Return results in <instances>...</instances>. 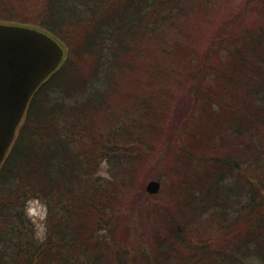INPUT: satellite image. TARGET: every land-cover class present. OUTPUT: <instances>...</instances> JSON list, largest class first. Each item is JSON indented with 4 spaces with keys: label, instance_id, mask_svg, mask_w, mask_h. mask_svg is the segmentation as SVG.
Here are the masks:
<instances>
[{
    "label": "trees",
    "instance_id": "obj_1",
    "mask_svg": "<svg viewBox=\"0 0 264 264\" xmlns=\"http://www.w3.org/2000/svg\"><path fill=\"white\" fill-rule=\"evenodd\" d=\"M38 1L32 26L26 0H0V23L39 28L67 53L32 96L0 167V264H264V0H243L209 23L203 41L190 19L211 0ZM167 78L190 90L186 124H169L183 141L164 172L173 184L155 172L147 177L164 186L150 195L129 176L101 182V159L118 174L147 164L142 136H132L154 137L152 121L131 120L122 105L165 94L155 82ZM147 106L143 120L152 119ZM30 200L46 208L41 241L25 212ZM155 200L159 218L147 206ZM213 215L217 233L194 242ZM116 225L127 243L132 227L156 239L127 254L105 242Z\"/></svg>",
    "mask_w": 264,
    "mask_h": 264
},
{
    "label": "rangeland",
    "instance_id": "obj_2",
    "mask_svg": "<svg viewBox=\"0 0 264 264\" xmlns=\"http://www.w3.org/2000/svg\"><path fill=\"white\" fill-rule=\"evenodd\" d=\"M242 1L243 0H211V3L207 7L203 16L202 15L198 16V14H195V16L191 17L190 24L195 25L194 28L196 30L200 31V34H199L200 40L203 41L204 37L207 36L208 32L206 29H209V23H210V26L212 27L218 21L219 18H221L229 10L235 9L237 7V5L240 4ZM38 2H39L38 0H26V2H25L26 11H24V12H25L26 16L29 19H31V21H29L28 23H26V22H22V23L31 24L32 26H34V24H32L31 22L34 21L35 15L30 13V10L33 9L35 11ZM200 2H201L200 0H196L195 4H199ZM207 2H208V0H207ZM21 5L22 4H20L19 6H21ZM13 24H15V23H13ZM16 24L20 25V23H16ZM66 54L67 53H66V49H65L64 50V56L65 57H64V60L59 65V67H61L62 64L64 63V61L66 59ZM138 75L142 76L143 72H140V74H138ZM154 80H155V78H154ZM145 85H146V82H144L140 86L143 89V87H145ZM155 85L157 87H162V85H163V87L167 88L166 93L163 94V93H156L155 92L153 95L154 98H144V99H142L141 102L136 101V102H133V104L122 105L123 109L126 110L127 113L130 112L133 114L131 120H133V121L138 120V122L139 121H144V122L145 121H148V122L152 121V124L154 127V133L156 134L154 137H151V132L148 133L147 135H145V134L141 133V130L138 131L137 129H135L134 136H132L134 139L137 136H140V135L142 136V138H140L139 140H143L144 142H141V144L139 145V147H140L139 152L142 156H144L145 162L147 164L143 163V164L139 165V168H141L142 170H139V168H137L134 171H131L130 173L127 172L125 174L124 173L118 174L117 169H119V167H111V165L109 164V162L107 160L101 159L99 162V165L97 167V175L101 179V182H103V183L112 182V181L115 182L116 179L119 180L120 178H124V180H127L128 176H129L133 183L137 184L138 186H143V190H145L147 183L151 180H155V181H158L161 185L160 189H159V192H160V190L163 189L164 185H162V183L158 179H153V178L147 177L149 175L150 176L155 175V172H156L158 175H163L166 178V186L173 184V180L171 178H169L168 176H166L165 173L167 172L168 168L170 166L174 165V163H175L174 159H176L177 157L173 158L174 157V151H175L176 155H178V156L181 154V149L183 150V141L179 142L178 136L181 133L178 131V133L176 134V128L174 130V132H175L174 133L170 129L169 124L178 119V121H179V123L177 124V126H179L178 130H182V127H184V125L186 124V122H187L186 120H188V119L184 118V112L185 111H184L183 105L185 104L186 96H188V92L190 90H188L187 86H183V82L177 83L176 80H174L173 78H167L163 81L157 79L155 82ZM125 89H129V88H125ZM134 90L135 89H133V88L130 90L131 94ZM144 90L148 91V89L146 87L144 88ZM167 94L172 96V97L168 98ZM138 95L139 94L135 93L133 95V97L135 96L134 98L136 100H139ZM142 95H144V93ZM132 99H131V101H132ZM155 99L157 101H155ZM187 101L188 100L186 99V102ZM155 102H157V104ZM146 104H148L147 110H149L150 114L152 115L151 120H147V119L143 120L140 117V114L143 113L144 105H146ZM120 109H122V107ZM114 126L119 127L120 124L115 122ZM151 126L152 125H150V127ZM133 128H135V127H133ZM148 128H149V124H146V125L144 124V128L142 127V130L148 131ZM173 140H175V141H173ZM205 157H210V155H207ZM202 167L205 170V166L203 165ZM128 168L130 170V167H128ZM115 172L117 174H114ZM115 175H117V176H115ZM131 193L132 192L130 191L129 194H131ZM163 195H164V193L162 194V196ZM124 204H125V200H124ZM124 204H122V206L120 208V212H123V210L126 208V204L125 205ZM161 205H162V203L160 201H156V200L147 204V206H149V208H150V212H152L151 218H154V216H155V218L156 217L159 218V214L157 213V211H159L161 209ZM219 205H220V207H222L221 202H219ZM226 210L231 214V216L227 215L228 217L235 216V213H233L232 211H230L228 209H226ZM133 211L136 213V222L142 223L143 222V220H141L142 216H140V212L138 211V209H135ZM25 212L27 214V217L29 218V221L31 223L30 224L31 229L34 231V233H35L34 235H35L36 239L41 241L45 237V234H46V214L47 213H46V208H45L44 204L40 201H37V200H30L26 203ZM160 213H165V212L160 211ZM208 213L205 214L207 217H208V215L210 216V213L209 214ZM213 216L214 217H212L213 219L211 221V225H205L201 232L195 233L193 231V235H195V236H193L194 242L200 243V241H204V240H202L204 237L213 236L214 234L217 233V227L215 226L216 224H214V221H213V220H215V215H213ZM146 221L149 222L150 219L147 218ZM151 223L155 224L154 220H152ZM137 225H138V223H137ZM118 226L119 225H116L112 230H109L107 232L108 233L107 236H104V238H106L105 242L109 245V247L115 246L116 243L121 245L122 249H120V251L126 250L125 253H127V254L132 253L131 247L134 246V243L141 244L142 247L147 248V246L150 247V244L153 243L154 240L156 239L154 236L148 235L145 232V230L143 232L139 228L132 227V230L135 231V232H133V236H134L135 240H134L133 244H130L129 242L127 243L126 241L123 240V238H122L123 233L119 230V228H122V227H118ZM124 228H125V226L122 229H124ZM119 232H121V233H119ZM125 235H126V233H125ZM158 238L160 240L167 242V243L169 242V237H168V235H166L165 231H163L159 235ZM188 242L189 243H187V244H191V242L189 240H188ZM127 258L130 259L131 257H127ZM198 264H200V262ZM224 264H231V262L227 259L224 262Z\"/></svg>",
    "mask_w": 264,
    "mask_h": 264
},
{
    "label": "water",
    "instance_id": "obj_3",
    "mask_svg": "<svg viewBox=\"0 0 264 264\" xmlns=\"http://www.w3.org/2000/svg\"><path fill=\"white\" fill-rule=\"evenodd\" d=\"M62 47L48 34L26 26L0 24V165L12 144L30 98L59 66ZM160 183L145 191L155 195Z\"/></svg>",
    "mask_w": 264,
    "mask_h": 264
}]
</instances>
